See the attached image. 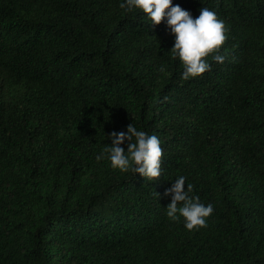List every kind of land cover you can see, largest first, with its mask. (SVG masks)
Listing matches in <instances>:
<instances>
[{"label": "trees", "instance_id": "obj_1", "mask_svg": "<svg viewBox=\"0 0 264 264\" xmlns=\"http://www.w3.org/2000/svg\"><path fill=\"white\" fill-rule=\"evenodd\" d=\"M122 3L0 0V264H264V0H172L225 25L187 80L166 18ZM129 124L161 142L154 181L111 167ZM180 176L206 227L167 217Z\"/></svg>", "mask_w": 264, "mask_h": 264}, {"label": "clouds", "instance_id": "obj_2", "mask_svg": "<svg viewBox=\"0 0 264 264\" xmlns=\"http://www.w3.org/2000/svg\"><path fill=\"white\" fill-rule=\"evenodd\" d=\"M120 7L129 11L139 9L152 25H159L166 18L167 27L175 36L171 53L183 66V80L200 76L209 70L210 65L205 58L217 53L226 40L223 21L206 7L200 9L196 19L179 5L172 6V0H126ZM212 59L217 63L224 61V57L219 54L212 55ZM108 139L112 144L110 147L105 146V152L108 153L112 168L122 172L130 170L150 181L161 175L163 151L156 135L138 131L133 124H129L126 133L113 132ZM125 141L128 142L126 153L121 147ZM101 158L103 154L97 156V160ZM185 180L184 176H180L164 192L165 197H171L166 215L174 221L182 217L184 227L192 231L207 226L206 218L213 213V206L201 203L199 197L190 196L192 185L188 184L185 190Z\"/></svg>", "mask_w": 264, "mask_h": 264}]
</instances>
